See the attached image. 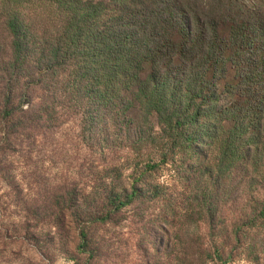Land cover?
<instances>
[{
    "label": "trees",
    "instance_id": "1",
    "mask_svg": "<svg viewBox=\"0 0 264 264\" xmlns=\"http://www.w3.org/2000/svg\"><path fill=\"white\" fill-rule=\"evenodd\" d=\"M67 120L109 156L106 172L133 171L130 189L107 186L99 206L73 202L88 263L103 254L93 230L173 163L216 192L234 177L240 190L264 187V0H0V139L35 146ZM252 200L231 238L260 261L264 200Z\"/></svg>",
    "mask_w": 264,
    "mask_h": 264
},
{
    "label": "rangeland",
    "instance_id": "2",
    "mask_svg": "<svg viewBox=\"0 0 264 264\" xmlns=\"http://www.w3.org/2000/svg\"><path fill=\"white\" fill-rule=\"evenodd\" d=\"M61 126L35 146L0 139V264H264L231 238L241 204L256 207L258 202L245 199L260 203L264 187L240 190L234 177L216 192L200 170L180 163L149 174L140 184L144 196L93 230L103 254L88 263L79 248L84 223L77 217L86 215L77 213L73 202L85 198L89 208L99 206L107 186L130 189L133 171L126 170L122 179L110 175L104 168L109 156L87 148L78 122ZM156 183L164 189L155 199L147 189ZM201 201L212 212L208 222ZM60 207L70 208L64 220L55 216ZM253 233L264 239V221Z\"/></svg>",
    "mask_w": 264,
    "mask_h": 264
}]
</instances>
